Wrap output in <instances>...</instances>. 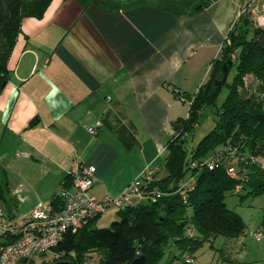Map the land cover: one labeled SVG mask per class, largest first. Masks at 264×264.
I'll return each instance as SVG.
<instances>
[{
	"label": "crops",
	"instance_id": "1",
	"mask_svg": "<svg viewBox=\"0 0 264 264\" xmlns=\"http://www.w3.org/2000/svg\"><path fill=\"white\" fill-rule=\"evenodd\" d=\"M243 1L191 12L166 0H53L42 18L25 17L0 92L11 219L49 204L79 164L96 168L98 198L117 196L147 168L160 176L174 122L188 116L185 98L207 81Z\"/></svg>",
	"mask_w": 264,
	"mask_h": 264
},
{
	"label": "trees",
	"instance_id": "2",
	"mask_svg": "<svg viewBox=\"0 0 264 264\" xmlns=\"http://www.w3.org/2000/svg\"><path fill=\"white\" fill-rule=\"evenodd\" d=\"M53 0H0V92L6 86L10 70L8 61L18 36L22 32L25 17L42 18ZM80 4L124 3L115 0H78ZM181 6H192L191 12L201 11L211 0H166ZM251 0H244L246 8L228 32L220 55L212 61L207 81L198 91L188 95V116L174 122L175 133L166 142L167 155L162 174H155L152 188L164 192L155 202L144 201L116 211L120 219L109 227L95 225L90 220L76 233L67 232L54 248L61 254L58 259L46 262L48 253L41 254L39 264H53L67 259L73 264H85L91 253H98L93 264H133L145 256L142 264H159L166 248L176 243L183 250H194L210 237L224 235L238 238L245 233L246 223L241 215L226 203L228 194H235L236 184L241 183L242 196H258L264 192V171L256 166L238 169L243 179L230 178L226 161L222 160L212 169L192 170L190 164L203 160L218 150L237 147L241 151L264 153V26L256 25L248 10ZM229 40V44L226 43ZM231 61V62H230ZM228 70L221 86L216 83L222 67ZM235 74L228 82L230 70ZM252 75L250 88L244 85L243 77ZM228 93L223 102L217 100L222 89ZM216 107L217 124L191 150L187 142L199 122L204 107ZM221 148V149H218ZM245 168V169H242ZM164 173V174H163ZM196 176L192 190L184 196L178 189L188 175ZM245 176V177H244ZM68 175L65 180H69ZM5 186L7 189V183ZM0 201L8 210V217L16 207L13 197L0 188ZM193 229L194 235H188ZM199 236H195V233ZM15 241L13 236L0 234V248ZM29 264H37L32 261Z\"/></svg>",
	"mask_w": 264,
	"mask_h": 264
},
{
	"label": "built area",
	"instance_id": "3",
	"mask_svg": "<svg viewBox=\"0 0 264 264\" xmlns=\"http://www.w3.org/2000/svg\"><path fill=\"white\" fill-rule=\"evenodd\" d=\"M245 9L241 7L240 14ZM248 10L253 22L258 26H264V2L251 0ZM226 43L229 44V40H226ZM243 81L246 88H250L253 76L245 75ZM101 125V120L97 119L88 127V132L95 135ZM222 160L226 161L227 174L233 179H243L239 173L238 163L245 167L253 165L264 171V153L243 152L237 147L218 150L203 160L192 161L190 167L192 170L198 168V171L212 169ZM95 171L93 165H77L70 171V179L60 183L52 201L46 205H37L23 222L13 221L0 209V234L10 235L15 239L13 243L0 248V263L29 264L44 253H51L54 259H58L61 254L54 248L64 239L67 232L76 233L87 222L103 216L112 208L119 210L144 201L155 202L164 195L162 190L152 188L156 172L153 168H147L117 196L105 195L98 198L91 193ZM195 183L196 176L191 173L182 181L178 192L184 199L186 193L194 188ZM241 189L242 184L238 183L234 192L237 193ZM188 235L193 236L194 230L189 229ZM254 236L260 241L262 231H256ZM192 261L190 256L185 258V263Z\"/></svg>",
	"mask_w": 264,
	"mask_h": 264
},
{
	"label": "rangeland",
	"instance_id": "4",
	"mask_svg": "<svg viewBox=\"0 0 264 264\" xmlns=\"http://www.w3.org/2000/svg\"><path fill=\"white\" fill-rule=\"evenodd\" d=\"M235 72V67H233L230 70L228 82L232 81ZM227 93V86H225L218 97V105L223 102ZM186 101L190 104V101ZM216 107H204L200 111L199 122L187 142L189 150L194 148L216 126ZM242 169L245 168L242 167ZM4 181L5 172L3 165L0 164V188L6 193L7 189ZM245 193L246 190H242L239 194H228L226 197L227 206L238 212L246 223V230L243 235L238 238H230L224 235L210 237L194 250H183L176 243H171L166 248V254L159 264H264V249L257 248L262 242L256 241L254 237V233L261 230L262 238H264V192L258 196H242ZM0 209L6 212V206L2 201H0ZM115 211L114 208L106 211L103 216L97 219L95 225L109 227L111 222L120 219L119 215L114 213ZM23 221L20 220V222ZM195 236L197 237L199 234L196 232ZM187 256L192 258V263H185ZM45 258L46 262H51L53 259L51 253H48ZM98 259V253H91L85 264H93ZM63 260L69 261L67 259ZM40 261L41 258L39 257L36 263L39 264Z\"/></svg>",
	"mask_w": 264,
	"mask_h": 264
},
{
	"label": "water",
	"instance_id": "5",
	"mask_svg": "<svg viewBox=\"0 0 264 264\" xmlns=\"http://www.w3.org/2000/svg\"><path fill=\"white\" fill-rule=\"evenodd\" d=\"M115 1L121 2V3H129V2H132V1H144V0H115ZM178 1L183 2V1H187V0H178ZM227 70H228V65L225 64L222 67L221 73H220L219 77L216 80V83H217L218 86L222 85L223 80L226 77ZM144 261H145V256H140V257H138L137 259L134 260L133 264H142ZM54 264H73V263L69 262V261L61 260V261H58V262H56Z\"/></svg>",
	"mask_w": 264,
	"mask_h": 264
}]
</instances>
